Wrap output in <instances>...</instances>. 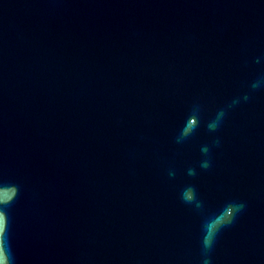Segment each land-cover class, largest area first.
<instances>
[{"label": "water", "instance_id": "1", "mask_svg": "<svg viewBox=\"0 0 264 264\" xmlns=\"http://www.w3.org/2000/svg\"><path fill=\"white\" fill-rule=\"evenodd\" d=\"M0 264H264V0H0Z\"/></svg>", "mask_w": 264, "mask_h": 264}]
</instances>
